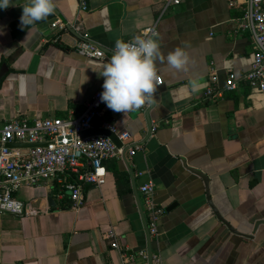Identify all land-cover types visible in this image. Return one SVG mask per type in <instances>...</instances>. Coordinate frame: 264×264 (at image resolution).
<instances>
[{
    "label": "crops",
    "instance_id": "obj_1",
    "mask_svg": "<svg viewBox=\"0 0 264 264\" xmlns=\"http://www.w3.org/2000/svg\"><path fill=\"white\" fill-rule=\"evenodd\" d=\"M239 1L165 8V0H86L83 9L81 0H55L54 13L29 28L20 25L27 0L0 8V129L16 117H78L103 88L99 73L115 41H131L155 24L165 56L182 47L191 58L187 71L157 64L162 83L153 107L124 114L105 103L94 128L110 121L131 132L139 148L105 160L106 182L85 184L82 205L65 187L72 175L18 188L16 196L37 213H0V264L149 263L141 251L158 254L155 264H264V223L257 224L264 220V90L244 80L225 89L229 73L250 69L256 49L253 33L239 27ZM56 18L81 23L107 57L77 52L80 32L53 28ZM213 69L221 97L207 93ZM192 79L201 84L197 92ZM149 181L164 210L158 237L149 236L141 209L140 186Z\"/></svg>",
    "mask_w": 264,
    "mask_h": 264
},
{
    "label": "built area",
    "instance_id": "obj_2",
    "mask_svg": "<svg viewBox=\"0 0 264 264\" xmlns=\"http://www.w3.org/2000/svg\"><path fill=\"white\" fill-rule=\"evenodd\" d=\"M184 0H165V8L177 5ZM231 4L239 0H229ZM243 14L239 18V27L250 30L256 42L254 60L249 70L242 76L235 72L228 74L225 89L237 90L240 80H244L252 87L264 90V0H242ZM81 7L87 8L86 0H81ZM51 26L60 30L69 27L80 32V39L75 44V50L88 58L104 59L107 52L92 41L81 23L64 22L56 18ZM156 24L143 30L144 35L153 38L157 35ZM128 42V41H127ZM218 80L216 70L211 74L212 85L207 93L221 97L222 92L215 86ZM162 83V78H161ZM103 88L97 90L86 108L78 117H47L37 118L29 123L23 118L8 120L0 129V213H9L17 216H26L37 213V210L28 202L16 196V191L24 184L38 185L42 180L60 175L74 176L67 179L65 187L70 191V196L78 207L84 202V186L87 183L102 185L106 182L107 168L104 161L110 158L122 159L126 152L133 156L139 145L131 141V132L119 128L110 121H104L103 127L115 132L122 141L119 147L106 135H84V131L94 128L95 120L103 114L105 103L100 97ZM145 108L148 105L144 106ZM8 142H47L31 148L9 147ZM88 169L82 170L85 164ZM142 209L146 215L149 236L158 237L160 234V221L163 208L156 201V187L149 181L141 184ZM112 239V246L118 248L119 242L114 230L106 234ZM141 255L153 264L161 260L153 252L141 251Z\"/></svg>",
    "mask_w": 264,
    "mask_h": 264
},
{
    "label": "clouds",
    "instance_id": "obj_3",
    "mask_svg": "<svg viewBox=\"0 0 264 264\" xmlns=\"http://www.w3.org/2000/svg\"><path fill=\"white\" fill-rule=\"evenodd\" d=\"M10 6H13L11 0H0V8ZM22 9L20 25L29 28L54 13L56 3L55 0H27ZM190 62L191 58L184 48L176 47L165 56L159 43L144 34L136 35L128 42L118 39L110 60L99 73L104 77L100 99L114 112L124 114L145 105L153 106L161 83L157 64H167L175 71H187ZM189 83L193 92L200 90L201 84L197 79Z\"/></svg>",
    "mask_w": 264,
    "mask_h": 264
},
{
    "label": "water",
    "instance_id": "obj_4",
    "mask_svg": "<svg viewBox=\"0 0 264 264\" xmlns=\"http://www.w3.org/2000/svg\"><path fill=\"white\" fill-rule=\"evenodd\" d=\"M153 106H151V107H153ZM84 135H86V136H89V135H106V136L110 137L119 147L122 146V141L119 139L118 135L108 128H103V127L102 128H92V129L84 131ZM7 145L9 147H16V148H31V147H36V146H40V145H47V142H38V143L8 142ZM125 153H126V151H125ZM124 157H125V155H124ZM50 200H52V198H50ZM141 209H142V205H141ZM145 220H146V217H145ZM260 223H264V220H259L257 222V224H260ZM151 264H153L152 261H151Z\"/></svg>",
    "mask_w": 264,
    "mask_h": 264
},
{
    "label": "trees",
    "instance_id": "obj_5",
    "mask_svg": "<svg viewBox=\"0 0 264 264\" xmlns=\"http://www.w3.org/2000/svg\"><path fill=\"white\" fill-rule=\"evenodd\" d=\"M113 172L118 177L117 179H120V176L122 175V173L119 170V168L117 167V161L116 160H114Z\"/></svg>",
    "mask_w": 264,
    "mask_h": 264
}]
</instances>
